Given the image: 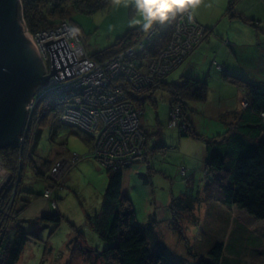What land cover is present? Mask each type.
Listing matches in <instances>:
<instances>
[{
	"label": "rangeland",
	"instance_id": "obj_1",
	"mask_svg": "<svg viewBox=\"0 0 264 264\" xmlns=\"http://www.w3.org/2000/svg\"><path fill=\"white\" fill-rule=\"evenodd\" d=\"M204 1L198 6L199 9L205 6ZM215 1L222 3L223 0ZM220 3L219 8L211 5L212 8L208 10L209 16H212L209 26L214 27L216 31L228 29L231 35H236L238 40L244 39L247 45L236 49L227 46L219 52L217 49L214 51V46L211 45V58L215 55L224 56L228 52L236 54L237 59L233 64L244 69L257 68L260 73L250 72V76L259 80L256 84L263 86L264 67L259 60L262 57L260 47L264 44V0H239L235 10L250 20L249 22L224 15L225 6ZM69 18L86 43L89 54L110 46L126 30L141 27L130 25L131 19L139 18L133 8L123 4L114 5L112 2L90 12L85 8L71 7ZM232 20L239 21L244 27L243 31H238L234 24L231 25ZM206 32V28H203L202 35L207 36ZM208 35L212 37L215 34L212 35L210 31ZM257 36L261 37L262 44L255 41ZM226 41L232 42L227 38ZM209 63L201 61L198 65V69L203 68V75L209 71ZM178 70L179 68L169 73L168 80L176 79ZM209 72L213 75L212 70ZM220 78L219 73L213 75L210 84L218 83ZM233 83L239 91L241 90L242 109L246 104L245 89L240 82ZM218 85L211 87L215 93ZM142 89L131 90L139 92ZM225 92L229 97L230 88H226ZM191 107L189 114L194 113L199 120L198 129L201 135L218 130L216 118L203 116ZM61 109L62 107L58 111L61 112ZM170 109L169 95L162 89L154 92V101L145 102L143 113L139 117L140 129L148 135L144 148L145 158L123 168L122 191L132 201L138 221L145 223L152 219L159 237V242L154 244L155 248L169 254L178 264H192L198 257L207 256L209 249L217 241L227 244L225 255L233 264H264V220L255 219L245 210L229 205L219 197L203 199L210 177L202 157L204 148L202 150L201 145L204 144L200 140L182 135L179 128L168 126ZM226 116L227 113L223 111L220 117ZM38 129L41 130L40 137L34 140V143L37 141L36 162L33 164L26 157L24 162L30 167L25 168L20 188L21 198L29 202L17 221L8 225L10 241L18 225L25 228L29 234L17 264H114L104 261L100 255L104 241L91 228L86 215L99 212L107 185L106 168L88 155L93 144H88L85 139L93 140L94 137H88V134L80 131L78 127L60 123L58 117L52 114L46 124L38 125ZM224 131L225 129H220L217 133ZM206 135L204 137H207ZM31 142L27 144L28 148ZM24 143L25 141L21 145ZM58 162L59 166L53 171L52 167ZM3 176L4 174L0 175V181H3ZM47 182H52V186H49L51 197L56 199L57 211L62 215L59 223L39 219L42 214L51 212L49 210L41 211L42 213L37 215L38 207L50 208L47 198L42 197ZM199 196L202 199L196 200ZM172 198L181 200L182 208L193 202L187 200L188 198L195 199L194 202L197 203L203 200L196 204L197 210L194 214L197 217L186 214L179 216L177 224L183 225V228H180L181 234L173 226L169 207ZM14 203L16 208L20 206L15 193L12 192L5 205L10 207ZM7 215L10 217L9 213ZM196 218L198 222L195 221ZM231 245L234 249H230Z\"/></svg>",
	"mask_w": 264,
	"mask_h": 264
},
{
	"label": "trees",
	"instance_id": "obj_2",
	"mask_svg": "<svg viewBox=\"0 0 264 264\" xmlns=\"http://www.w3.org/2000/svg\"><path fill=\"white\" fill-rule=\"evenodd\" d=\"M110 2L111 0H21V14L28 30L35 32L39 29L53 28L63 19L70 20L71 7L85 8L90 12L105 7ZM238 2L239 0H227L224 15L249 22L250 20L235 10ZM173 24L174 20H170L162 26L155 25L154 33L147 41L139 58L149 60L158 55L170 39ZM204 28L207 31L210 30V28ZM146 33L141 27L130 28L113 44L90 56L97 61L108 59L142 39ZM168 74L156 78L152 84L144 86L139 92L131 90L129 84L120 78L111 80L110 85L120 87L125 92L126 98L131 100L141 112L147 100L154 101V92L157 89L167 91L171 107L180 108L181 122L187 125L184 129H180L182 135L205 141L204 162L210 177L206 183L203 199L211 200L219 197L223 202L245 210L255 219L264 220V85L251 84L240 77L226 73L225 78L231 82H240L244 87L248 103L239 112L237 120L229 123L223 133L204 137L192 129L186 112L189 103L204 102L207 99L206 81L193 76H184L182 80L177 81H167ZM57 100H59L58 96L50 92L39 98L26 123L25 143L0 149V162L8 173V181L0 192V264H17L28 240V232L18 225L10 241L8 225L12 221L16 222L20 213L28 205L29 201L22 199L20 195L25 168L30 167L24 161L27 157V160L33 164L36 162L37 141L34 143V140L36 138L38 140L41 132L38 125L46 124L50 114L58 116L62 103ZM144 133L146 134L145 131ZM85 140L88 144H93V140L87 138ZM29 142H31L30 148L27 147ZM147 142L146 134L145 145ZM106 172L107 185L99 212L86 214L89 225L104 241V248L100 252L103 260L114 264H178L169 254L155 248L154 244L159 242L157 241L159 237L152 219L145 223L138 221L132 201L122 191L123 169L106 168ZM50 184L52 182L46 184L43 197ZM12 192L16 195V201L20 202L18 208L15 203L10 207L5 205ZM51 194L52 191L45 198L50 200L53 210L42 214L39 219L59 223L62 215L55 209L56 199L51 197ZM179 199L184 201L183 198ZM198 199L202 197H196V200ZM187 200L193 202H190L189 206L185 205L184 208L180 205L181 200L174 198L169 205L173 226L180 231V234L182 233L180 228H183V225L177 224L179 216L186 214L197 217L194 214L197 210L196 204L203 201L200 200L197 203V201L194 202L195 199ZM52 201L55 205H52ZM5 211L6 214H4ZM195 221L198 222V218ZM226 247L227 244L217 241L211 246L207 256L198 257L192 264H233L225 255ZM232 248L234 249L233 245L230 246V249Z\"/></svg>",
	"mask_w": 264,
	"mask_h": 264
},
{
	"label": "built area",
	"instance_id": "obj_3",
	"mask_svg": "<svg viewBox=\"0 0 264 264\" xmlns=\"http://www.w3.org/2000/svg\"><path fill=\"white\" fill-rule=\"evenodd\" d=\"M192 17L189 21L187 14L177 15L167 45L149 60H143L139 55L153 35L155 25L142 39L103 61H97L90 56L86 43L78 31H74L77 28L69 19L61 20L53 28L35 32L27 28V34L43 58L46 73L51 72V67L50 52L45 41L51 38L55 40L63 36L76 58H83L72 64L74 73L62 78H57L54 74L50 76L49 84L33 96L29 115L39 98L47 92L53 93L62 103L61 112L57 116L59 122L78 127L80 131L94 137L92 150L88 154L90 157L105 168L115 169H123L142 161L145 158L146 143V134L139 125L142 112L126 98L120 87H114L110 82L120 78L129 84L131 89L138 90L175 69L204 37V26L193 14ZM247 103V98L245 105L242 100L244 106ZM168 126L179 129L186 127V124L181 122L179 107H171ZM25 130L26 126L17 143L24 141ZM73 156L77 158V155ZM59 164L60 162L54 165L52 170H56ZM2 174L4 176L3 181H0V191L8 180V173L0 162V175ZM50 192L48 187L44 196H49ZM52 205H55L54 201Z\"/></svg>",
	"mask_w": 264,
	"mask_h": 264
},
{
	"label": "water",
	"instance_id": "obj_4",
	"mask_svg": "<svg viewBox=\"0 0 264 264\" xmlns=\"http://www.w3.org/2000/svg\"><path fill=\"white\" fill-rule=\"evenodd\" d=\"M21 0H0V149L17 144L36 92L49 84L52 74L62 78L74 73L77 59L61 36L45 41L50 52L51 72L26 32ZM85 58V57H84Z\"/></svg>",
	"mask_w": 264,
	"mask_h": 264
},
{
	"label": "crops",
	"instance_id": "obj_5",
	"mask_svg": "<svg viewBox=\"0 0 264 264\" xmlns=\"http://www.w3.org/2000/svg\"><path fill=\"white\" fill-rule=\"evenodd\" d=\"M219 3L220 2H216L215 0H205L204 4L205 6L203 7V9H199L198 6L195 8V10L193 11L194 16L196 17V19L204 26L207 28H210V30H208L206 32V34H210V31H212V37L210 35L207 34V36L205 35V38L203 40H201L192 50V52L186 57V59L179 65L177 66L173 71H176L179 68V72L178 77L176 79H172V80H168V77H166L167 81H177V80H182V78L184 76H193L196 78H199L201 80L206 81L207 85H208V95H207V99L204 102H200V103H190L188 105L187 108V112H186V116L188 117L192 129H194L197 133L199 132L198 129V125H199V120L195 117L194 113H190L189 114V109L194 108L195 112L200 113L201 115H208L210 116V118H216L217 120V129L218 130H212L210 132H206L207 137H213L214 135H217L221 132H218L220 129H227L229 123H234L237 118H238V114L239 112L242 110L240 107V91L238 90V88L235 87V84L233 82H231L230 80H228L227 78L224 77V75L226 73L232 74L234 76L240 77L245 79L247 82H250L251 84H256L259 80L254 79L252 76H250V72H257L260 73L259 70H257V68H243L240 66H236L234 65V61L237 59L236 54H233L231 52L226 53L224 56H214L213 58H211L210 56V46H214V51L215 49H217V51L219 52L220 49L226 48L227 46H231L232 48H241L246 46L247 44L244 43V39L243 40H238V38H236V35H231L230 30L228 29H224V30H215L214 27H210V23H211V18L212 16L210 15V12L208 11L209 9H211V5L214 8H219ZM223 5L224 7V12L226 9V5H227V0H223L222 3H220V5ZM217 10V9H216ZM215 11V10H214ZM217 12V11H216ZM234 24L236 26V29L238 31H243L244 27L243 25L239 22V21H231V25ZM228 39H231L232 42H228L226 41ZM255 41L257 43H261V37L257 36ZM228 42V43H227ZM228 44V45H227ZM263 47H260V56H262L259 60V63H261L264 67V44H262ZM213 51V52H214ZM239 57V56H238ZM210 59H212V61H210ZM204 61L206 64L209 63V68L208 70L211 71L213 75L219 73L221 74V78L218 81V83L215 84H219L218 85V90L217 93H215L211 87L215 86V84L211 85V79L213 77V75H211V73L208 71L207 74L203 75V68H197L198 65H200V62ZM219 67V68H218ZM217 68V69H215ZM214 70V71H213ZM215 70H217L215 73ZM172 71V72H173ZM169 75V74H168ZM167 75V76H168ZM240 87V86H239ZM226 88H230L231 90V94L228 97L226 95L225 89ZM223 89V90H222ZM236 99V100H234ZM239 101V102H238ZM238 102V103H237ZM223 111L227 113L226 117L221 118V113L223 114ZM234 120H233V119ZM203 135V136H204ZM192 138V137H191ZM203 142L204 145H201L202 150H203V161L205 160V156H206V148L205 146V141L203 139H197ZM64 157V156H63ZM61 159V157L59 158ZM47 184V183H46ZM46 186V185H45ZM45 188V187H44ZM29 199L31 198L28 195ZM43 197V196H42ZM50 205V200L47 199ZM57 210V202H56V208ZM46 210H53L48 206H42L41 208L38 207L37 210V215L39 216L40 213H42L41 211H46ZM96 211V210H95Z\"/></svg>",
	"mask_w": 264,
	"mask_h": 264
},
{
	"label": "clouds",
	"instance_id": "obj_6",
	"mask_svg": "<svg viewBox=\"0 0 264 264\" xmlns=\"http://www.w3.org/2000/svg\"><path fill=\"white\" fill-rule=\"evenodd\" d=\"M112 4H123L135 10L139 18L130 20V25L141 26L147 32L154 25H164L174 20L177 15L187 14L189 21L192 20V13L202 0H111ZM78 31V29H74Z\"/></svg>",
	"mask_w": 264,
	"mask_h": 264
},
{
	"label": "bare ground",
	"instance_id": "obj_7",
	"mask_svg": "<svg viewBox=\"0 0 264 264\" xmlns=\"http://www.w3.org/2000/svg\"><path fill=\"white\" fill-rule=\"evenodd\" d=\"M127 31V30H126ZM122 85V84H121ZM245 92V91H244ZM241 93V92H240ZM242 97V96H241ZM245 96H243V98H244ZM234 100H236V99H234ZM241 100V99H240ZM239 102V101H238ZM237 102V103H238ZM245 103V102H244ZM233 119V118H232ZM234 120V119H233ZM187 126V125H186ZM236 126V125H235ZM70 128H72V127H70ZM178 128V127H177ZM75 130V129H74ZM58 134V133H57ZM69 134V133H68ZM72 134V133H71ZM74 134V133H73ZM67 137V136H66ZM66 137H65V139H66ZM25 140V139H24ZM24 142V141H23ZM79 156V155H78ZM8 211V210H7Z\"/></svg>",
	"mask_w": 264,
	"mask_h": 264
},
{
	"label": "flooded vegetation",
	"instance_id": "obj_8",
	"mask_svg": "<svg viewBox=\"0 0 264 264\" xmlns=\"http://www.w3.org/2000/svg\"><path fill=\"white\" fill-rule=\"evenodd\" d=\"M7 181H8V180H7ZM6 183H7V182H6ZM6 183H5V184H6Z\"/></svg>",
	"mask_w": 264,
	"mask_h": 264
}]
</instances>
